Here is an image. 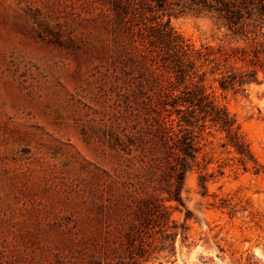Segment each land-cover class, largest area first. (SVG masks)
I'll list each match as a JSON object with an SVG mask.
<instances>
[{
    "label": "rangeland",
    "instance_id": "rangeland-1",
    "mask_svg": "<svg viewBox=\"0 0 264 264\" xmlns=\"http://www.w3.org/2000/svg\"><path fill=\"white\" fill-rule=\"evenodd\" d=\"M127 2L137 31L114 37L101 0H0V264H89L119 237L147 150L133 110L136 63L173 79L141 37L150 24L167 22L203 54L193 79L206 72V93L264 167V0ZM227 68L257 71L256 81L223 90ZM226 141L209 122L199 131L186 209L172 210L179 222L191 211L188 239L145 264H264V172L244 169Z\"/></svg>",
    "mask_w": 264,
    "mask_h": 264
},
{
    "label": "trees",
    "instance_id": "trees-1",
    "mask_svg": "<svg viewBox=\"0 0 264 264\" xmlns=\"http://www.w3.org/2000/svg\"><path fill=\"white\" fill-rule=\"evenodd\" d=\"M129 0H101L107 5L104 12L105 28L117 37L118 34H135L132 25L135 11L128 10ZM162 6L166 0H152ZM264 13V7H262ZM236 19L232 22L236 23ZM131 25H130V24ZM147 39L150 52L173 79H163L155 69L137 62L144 68L140 81L136 82L133 110L136 117L137 136L147 150L144 157L145 170L140 192L134 199L127 220L119 237L102 252L101 258L92 257L89 264H145L154 255L164 253L166 257L177 252L176 241L188 239L187 220L192 213L186 210L184 220L172 217L173 209L186 206L182 200L185 175L194 166H199V131L209 122L225 132L228 144L237 154V163L255 173L264 172L248 142L240 131L236 119L225 106L215 104L206 93L204 75H198L197 57L191 45L167 22L150 24L149 32L141 36ZM254 64L260 63L259 52L255 53ZM219 70L215 66L211 72ZM257 71L250 73L227 68L217 79L221 89H241L251 81H256ZM156 149L158 152H156ZM200 185L207 190V177L200 175ZM174 202V205L167 204ZM116 240V241H115ZM101 259V260H99Z\"/></svg>",
    "mask_w": 264,
    "mask_h": 264
}]
</instances>
